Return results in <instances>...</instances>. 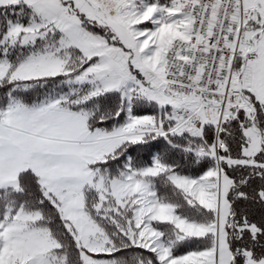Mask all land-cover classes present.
Wrapping results in <instances>:
<instances>
[{"label":"snow or ice","instance_id":"1","mask_svg":"<svg viewBox=\"0 0 264 264\" xmlns=\"http://www.w3.org/2000/svg\"><path fill=\"white\" fill-rule=\"evenodd\" d=\"M0 264H264V0H0Z\"/></svg>","mask_w":264,"mask_h":264},{"label":"trees","instance_id":"2","mask_svg":"<svg viewBox=\"0 0 264 264\" xmlns=\"http://www.w3.org/2000/svg\"><path fill=\"white\" fill-rule=\"evenodd\" d=\"M144 158H146V157H144Z\"/></svg>","mask_w":264,"mask_h":264}]
</instances>
